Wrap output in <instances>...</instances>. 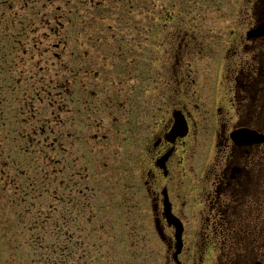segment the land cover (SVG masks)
<instances>
[{
  "label": "rangeland",
  "instance_id": "obj_1",
  "mask_svg": "<svg viewBox=\"0 0 264 264\" xmlns=\"http://www.w3.org/2000/svg\"><path fill=\"white\" fill-rule=\"evenodd\" d=\"M52 1L50 7L53 5L54 9L62 8L61 2H66ZM70 1L74 3V0ZM197 1L194 5H187L185 0H158L156 6L159 9L171 10L175 7L178 8V12L185 6L191 10L194 8L203 10L217 5L225 13L232 7L238 6L241 11L245 8L244 0ZM105 3L106 7L111 9L110 14L112 13L105 18V23L109 24L111 29L100 37L101 43L95 44L104 46V51L111 50L104 62L112 69L103 80L102 77L99 79L88 77L86 72L93 64L99 66L100 72H104L101 71L104 62L97 58V54H106L108 51L101 53V48L95 47L91 64L84 55L80 58L79 64L72 60V56L74 58L76 56L74 37L77 28L74 25V6L68 5L61 13L49 11L46 14V23L41 27L35 23L36 21L39 24L36 13L35 18L33 14L31 17L27 16V19H31L32 29H35L23 50L9 46L14 42L7 31L11 23L0 32V56H3L4 65L15 77L7 79L6 85L12 86L18 79L23 80L20 87L13 85L16 89L14 93L10 94L8 91L0 93V111L2 110L7 117L13 112L25 113L31 108L30 111L36 113V118L49 120L50 123L54 122L53 126L61 127L63 135L60 151L51 154V158L54 159L51 163L40 154V147H33V143H30V153L19 154L16 151L13 155L17 159L15 157L8 159V151L11 152L13 149L12 147L8 149L6 134L15 133L16 136L22 127L10 123L12 118L3 119L4 122H1L4 128L0 127V264H55L54 261H64L63 264L171 263L168 262L169 255H166L165 249L155 239L151 217L148 216L151 214V203L147 199V192L138 174L142 139L147 133L144 128L143 131L139 128L135 131V127L131 129L135 135L124 133L128 119H133L132 116L141 117L144 113L142 110L140 112L136 104L134 89L141 86L138 79L134 80L139 76L134 75L136 73L134 62L121 61L141 57L142 61L146 58L144 66H149L151 48L146 46L149 44L144 41L142 46L138 45L140 37L137 33L143 31L140 30L141 27H148L145 15L139 18L137 16L139 9L134 19L130 18L123 7L135 8L141 4L150 8L151 0H114L116 7L108 5L109 0H105ZM81 9L83 11L80 21L86 30L82 34L91 32L92 36H97L99 32L100 35L101 29H97L98 26L91 24L89 20L93 10L90 9L87 13L86 8ZM60 15L65 32V37L63 33L61 38L62 46L65 47L63 60L61 64L59 63V68L46 71L44 83L42 82L51 90L56 88L68 90L67 93L56 97L46 88L42 90L40 80L42 81L43 77L38 74L42 72L45 64H50L49 61L43 62L40 66V62L34 63L29 57L35 59L44 52L47 59H50L53 53L60 52L56 46L57 40L52 39V34L58 32L53 19L61 20ZM140 23L142 25L138 28ZM226 27H228L226 23L221 24L222 33ZM43 39L46 42L41 43ZM142 39L144 40V35ZM34 44L38 47L33 46ZM93 44V41L90 42V45ZM118 45H125L123 51L118 49ZM80 48L81 51L82 44ZM25 51L27 57L23 55ZM82 51H85V48ZM162 61L158 60L159 72L165 68ZM185 66V62L181 64L174 62L172 70L182 73ZM75 71L83 73L77 80L81 82L79 88L74 84V77L71 81L69 75ZM18 72L20 74L24 72V76H19ZM123 73H128V76L123 77ZM35 74L36 77L32 79ZM170 80L173 81L171 78ZM110 84L113 86L107 88ZM146 85L147 83L144 85L145 89ZM174 87H177L175 81ZM147 88L150 94L147 92L142 98L141 107L144 110H150L152 98L151 86ZM76 91L79 97L75 104ZM33 92L37 95L35 99H32ZM169 92L170 90L167 91L165 88L162 91L165 95ZM85 106L86 111L82 110ZM127 114L129 117L125 120ZM26 126L22 129L25 143L27 134L32 130ZM7 127L11 129L8 131ZM119 130L121 133L117 134ZM80 168L87 169L80 175ZM48 171L52 174V180L49 181L46 180L49 178ZM76 183L79 184L78 187ZM30 185L35 186L34 193L30 192ZM76 215L83 218L80 224L74 226ZM35 225L37 228L42 226L38 230ZM38 237L43 239V246L47 248L43 250L45 258L47 257L46 262L42 257L43 263L33 258L28 245L29 239L34 240ZM54 241L61 245L60 250L52 246ZM51 246L56 250L54 253L49 252Z\"/></svg>",
  "mask_w": 264,
  "mask_h": 264
},
{
  "label": "flooded vegetation",
  "instance_id": "obj_2",
  "mask_svg": "<svg viewBox=\"0 0 264 264\" xmlns=\"http://www.w3.org/2000/svg\"><path fill=\"white\" fill-rule=\"evenodd\" d=\"M157 2L136 9L148 25L138 45L151 48L150 65L140 57L137 66L152 95L140 123L147 135L139 171L155 239L167 264H264V36L254 34L264 24V0H244L242 11L228 13L217 5L178 12ZM174 62L186 63L182 73L171 71ZM175 113L187 134L170 142ZM166 201L184 227L177 257Z\"/></svg>",
  "mask_w": 264,
  "mask_h": 264
},
{
  "label": "trees",
  "instance_id": "obj_3",
  "mask_svg": "<svg viewBox=\"0 0 264 264\" xmlns=\"http://www.w3.org/2000/svg\"><path fill=\"white\" fill-rule=\"evenodd\" d=\"M64 216H65V213H64ZM36 228H37V225H35ZM42 226V225H41ZM39 226L37 229L39 230L40 227ZM43 239H41V237H38L34 240H31V244H32V251H33V257L35 259H37L39 262H41L42 260V250H43ZM55 264H60V263H64V261H54Z\"/></svg>",
  "mask_w": 264,
  "mask_h": 264
}]
</instances>
